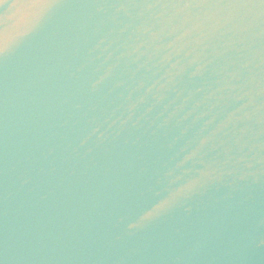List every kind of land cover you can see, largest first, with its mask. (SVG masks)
Masks as SVG:
<instances>
[{
  "label": "water",
  "instance_id": "95a60500",
  "mask_svg": "<svg viewBox=\"0 0 264 264\" xmlns=\"http://www.w3.org/2000/svg\"><path fill=\"white\" fill-rule=\"evenodd\" d=\"M0 264H264V0H0Z\"/></svg>",
  "mask_w": 264,
  "mask_h": 264
}]
</instances>
